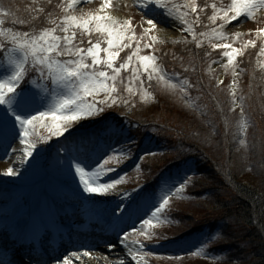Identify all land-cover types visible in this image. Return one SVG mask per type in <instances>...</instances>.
Returning <instances> with one entry per match:
<instances>
[{"label": "trees", "instance_id": "16d2710c", "mask_svg": "<svg viewBox=\"0 0 264 264\" xmlns=\"http://www.w3.org/2000/svg\"><path fill=\"white\" fill-rule=\"evenodd\" d=\"M70 2L0 0V7L10 13L6 17L0 15L4 20L0 28L34 30L38 34L43 28L60 24L65 15L64 7ZM197 4L203 7L205 0H197ZM39 8L44 12L37 13ZM33 16L37 19L33 20ZM14 20H28L29 24L13 23ZM194 23L197 43L176 44L172 51L163 48L160 52V58L174 72V75L169 72L171 82L180 86L184 80L188 81V85L183 86L190 90L189 99L181 96L179 87L172 90L155 78L149 82L146 73L140 74L144 84L139 83L128 93L131 72H122L124 83H118V93L114 94L117 102H109L104 112L86 120L85 124L105 117L119 123L122 119L131 121L130 143L121 150L130 149L131 154L126 159L118 156L111 159L117 166L135 159L143 141L156 134V148L152 152L155 155L147 154L133 172L125 175L120 184L124 188H135L170 167L194 162L186 187L168 205L166 214L170 226L162 227L149 243L182 241L205 231L209 237L207 255L183 260L160 257L154 264H264V58L257 45L246 44L240 48L242 54L237 56L236 66L244 72L239 76L237 87L238 108L232 102V71L227 70V81L223 85L218 84V73H206L223 58L222 52L214 51L211 42L199 35L206 32L207 27L201 12ZM57 34L63 35L59 30ZM96 36L93 33V42ZM84 40L81 46L87 47L88 37ZM0 43L7 44V41L0 37ZM102 47H106L103 42ZM6 61V55L0 53V62ZM36 76L30 70L21 87H26ZM143 92L149 93V97ZM133 122L140 128H133ZM82 126L85 125L71 130Z\"/></svg>", "mask_w": 264, "mask_h": 264}, {"label": "snow or ice", "instance_id": "6c2138e0", "mask_svg": "<svg viewBox=\"0 0 264 264\" xmlns=\"http://www.w3.org/2000/svg\"><path fill=\"white\" fill-rule=\"evenodd\" d=\"M76 3L77 0H71L64 7L65 15L60 24L52 21L51 23L56 24L55 27L43 28L38 34L34 30L30 32L0 28V37L7 41V44L0 43V53L6 55L11 68L5 78L0 79V144L6 146L5 156H7V148L9 147L12 148L13 152L19 151L21 155L17 157V161L20 164L26 163L27 158H33L34 153L37 157L40 155L36 151L38 144L48 143L53 137H64L67 140L68 137L65 136V133L70 134L69 125L72 122L96 117L104 112V106H108L109 102L115 104L117 100L113 94L118 93V83H124L121 72L128 70L133 65L134 58L140 67L132 69L131 78L126 88L128 93L133 92L131 85L134 80H139L141 85L144 84L139 76L141 67L143 72L147 74L149 82L155 78L158 82H163L167 88L176 90L179 87L180 91H184L182 86L166 79L163 70L156 65L157 57L154 54L139 55L141 51L140 42L135 36L131 21L118 24L113 17L102 14L89 15L87 18L84 16L77 17L70 13ZM109 5L110 0H105L104 7ZM149 5L164 9L170 17L173 13H177L185 26L182 30L191 33L193 39L196 38V32L186 17L195 14L196 21H198L199 13L208 7L207 4L203 7L198 5L197 0H187L182 5L185 11H180L179 7L170 5L166 0H142L138 6L147 9ZM211 8L212 14L208 19L213 25H217V21L220 23L217 27H213L211 32H201L199 35L210 42L212 40L219 41L218 43H211V48L223 50L226 63H223L222 67L227 71L229 66H233L232 74L235 77L237 75L235 71L237 56L242 53L227 42L229 37L223 29L226 24L233 21L243 23L244 21L240 20L241 17L245 20L252 19L259 9H264V0H231L228 5L218 6L213 3ZM36 11L43 13L44 9L39 8ZM9 14L3 7H0V15L6 17ZM32 19H37V16H33ZM13 23L27 25L29 21L14 20ZM146 23L150 27L144 30V35L156 28L153 18H148ZM3 24L4 20L0 19V25ZM236 26L238 25H233V27ZM58 30L63 35H58ZM93 33L97 34L95 42L92 39ZM236 35L239 36L240 34L236 33ZM262 35H264V29L257 33V36ZM85 36L88 37V46L82 47L81 45L85 43ZM152 40L154 41L155 37H152ZM102 42L106 44V47H102ZM133 42L136 43V47L132 53L127 56L126 61L117 65L116 61L120 52L125 48H133ZM200 43L202 41L198 43V47ZM248 44L255 47V42L252 40H249ZM151 46V44L145 45L149 48ZM260 51L264 55V47ZM62 57L64 59H61ZM30 70L38 76V82L33 81L37 86L35 88L21 87L22 81ZM220 83L223 81L220 80ZM182 85H188V81L184 80ZM234 88L235 80H233ZM101 94H104L105 98L97 100ZM144 95L148 96L149 93L145 92ZM232 95V102L235 105L237 103L235 91ZM90 97L91 99H89ZM49 98H51V104L46 107L45 102ZM37 126L45 128L47 135H38ZM13 143H16L17 146L12 147ZM65 147L66 145H61L62 149ZM84 148L87 151L86 145ZM59 151L58 149V161L60 160ZM111 152L114 155L102 158V163L98 167L89 170H86V166L79 162L78 156L69 153L65 158L68 160L70 168L73 167L72 162L76 161L73 174L78 177V183L82 185L84 192L90 195L103 196L123 182L122 176L111 181L102 180V177L115 171L113 168H105L110 159H116L117 156L119 159H126L131 154V150L111 149ZM149 155H155V153H149ZM28 166L31 168L32 164ZM18 174L13 167L7 168L3 173L5 176ZM189 179L190 177L186 175L178 186H175L174 183L173 185L166 183L162 186L160 198L148 209L146 213L148 218H143V224L151 227L153 220H158L159 214L169 205L173 195V187L175 186L176 192H180L186 187ZM118 195L125 199L128 196L125 193H118ZM124 214H128L127 210ZM133 227H135V222ZM138 231L144 239L151 240L154 238L153 233L146 232L143 228ZM121 232L123 233L121 243L128 249L132 260L140 264L137 257L142 259L143 256L148 255L142 251L145 244L140 239H136L132 241V244L138 247L133 248L128 243V237L131 233L124 230ZM119 235L121 233H118ZM107 247L112 248L114 245L109 244ZM91 255V248L83 252L76 250L71 253V257L75 258L76 261L90 258ZM62 264H73V260L64 258ZM119 264H124L123 260Z\"/></svg>", "mask_w": 264, "mask_h": 264}, {"label": "rangeland", "instance_id": "374dc122", "mask_svg": "<svg viewBox=\"0 0 264 264\" xmlns=\"http://www.w3.org/2000/svg\"><path fill=\"white\" fill-rule=\"evenodd\" d=\"M105 0H78L76 5L73 6V9H71L72 15H76L77 17L84 16L87 18L89 15H109L115 19L118 24L126 23L127 21H131L132 27L136 28L139 37L140 42V53L139 55H150V48L145 47L146 44L153 45V41L151 40L152 37H155V40L159 41H180L183 43L185 39L188 36L187 31H183L182 28L185 27L180 20L177 13H173V15L170 17L167 15L166 11L164 9L159 8L158 6L149 5V8L142 9L141 7H134L133 4H135V0H110V5L108 7H104ZM125 3V5H124ZM171 5H175L171 4ZM148 18H153L154 22L156 23V28L150 31L147 35H144V30L146 28H149L150 26L147 25L146 21ZM240 20L244 21L243 23H240L239 21H233L230 24H226L223 31L228 35L229 39L227 42L231 43L234 48H237L240 50V48L247 44V41L253 40L255 37V34L258 32L257 26H262L264 28V9H259L255 16L252 19L245 20L243 17L240 18ZM238 25L236 27H233V25ZM236 33H239L240 35L237 36ZM154 40V42H155ZM217 41V40H214ZM219 41H217L218 43ZM219 52H222V58L224 59L223 63H226V58L223 57V51L218 49ZM222 60V59H221ZM136 61L133 62L135 65ZM136 67V66H135ZM233 68V66H229L228 70ZM142 68V67H141ZM236 69V67H235ZM11 71V68L8 63H5L4 66H0V79H4L6 74H8ZM209 69L206 70V73H208ZM206 75V74H205ZM140 76V72H139ZM183 77V76H180ZM207 77V75H206ZM184 78V77H183ZM141 80V77H140ZM219 80H221V77H219ZM129 81V80H128ZM139 80H134L132 82L133 90L136 89L137 85H139ZM239 81L235 82V87H238ZM37 85L35 83H32V87L35 88ZM183 88H185L183 85H180ZM233 86V82H232ZM143 87V86H142ZM186 90V89H184ZM142 93V92H141ZM144 94V92H143ZM102 95V94H101ZM150 95V94H149ZM148 95V97H149ZM143 98H145L143 96ZM51 104V98H49L45 102V106H49ZM45 107V110H46ZM108 132L107 129L99 128L95 132H91L89 135H86L85 137L81 138L82 141H88L95 140L99 137L101 134V138H104V134ZM113 132V130H112ZM113 140H116L115 132L112 136H109V138H113ZM99 139V140H100ZM69 141V140H68ZM121 142V138H119V141ZM69 144V142H59L58 147L55 146L54 149L51 151L52 155H58V149L59 154L61 151V145ZM16 143H13L12 147H16ZM114 146V145H113ZM113 146H110L106 152L110 148H113ZM116 146V145H115ZM71 150V149H70ZM37 151V150H36ZM21 153L19 151L13 152L12 148H7V156L1 157L0 159V209L4 208L3 206L7 204L8 210L5 211V213H10L13 209H15L20 203L16 200V196H14V199H10V195L5 192V189H1L2 187L8 188L10 187H16V184H22L26 178V176L29 173V164L34 165L35 158L37 157L36 154H33V158H27V162L24 164H20L17 161V157H19ZM76 155V153H75ZM41 156V155H39ZM38 156V157H39ZM78 156V155H77ZM76 161H73V167H69V162L63 163L62 161H55L54 165L56 167L61 166L59 171H57V174L61 175L63 178L71 179L72 181L74 179H78L77 176H74V165ZM83 166H85L82 162H80ZM102 163V161L97 162L93 165H90V167H86V170L93 169L94 167H98L99 164ZM39 164V163H38ZM13 167L18 175L15 176H5L3 173L7 170V168ZM43 168V167H42ZM106 168V167H105ZM127 172L130 173L133 171L134 166L130 167ZM62 169V170H61ZM56 170V169H55ZM124 171L121 174H125ZM54 181L55 185L59 187V189L62 191V193H57L55 191H51V196H48L46 193L45 188V182H41L37 185L29 187V191L27 192V195L25 198L22 199L24 205H27L31 202V204L34 203V200H36L37 197H42L43 201L45 202L47 207H50L51 209L48 210L45 215H43V220L47 221L50 220L48 217L51 216L52 213H58L57 210H61V213L63 215V212L66 214H72L75 216V218H79V211L81 209L89 210L93 215L100 216L102 214L105 215V222H106V229L100 230V232L94 230L95 232L93 234H99L101 239L92 238V242H96L99 239L98 249L94 251L95 256L99 257L98 264H119L121 260H123L124 264H137V261L132 260L131 255L128 252V249L124 247V244L121 243L123 233L121 230H124L125 232H130L131 234L128 237V243L131 247L137 248V245H133L132 241L141 238V235L139 233V229L143 228L144 231H146L148 228H146L145 224H143V218L146 217V213L148 212V209L152 207L154 203H157L159 198L155 201L146 204H143V206L138 211L137 217L131 216L130 213H133V209L128 214L121 217V218H114V216L121 212V207L125 202V198H122L121 196H118V190L119 189H112L110 190L105 196L108 198L109 196H116L112 200H108V202L104 201L102 199V196H95L90 195L89 193H86L82 189V185H79L78 190L82 191L85 197H91L90 200H83L81 197H79V193L77 191L76 187H65L63 184L59 183L57 180ZM8 182V183H6ZM173 185V183L176 185L178 182H175L173 179H167L163 185L165 184ZM174 188V187H173ZM2 190V192H1ZM12 193L13 189H12ZM75 194V198L70 199V195ZM9 195V197H8ZM98 197L99 199H94ZM58 208V209H57ZM3 212V210L1 209ZM150 216V214H149ZM8 215H0V224H2V220L4 218H7ZM70 217H62L61 222L57 224H65L69 225ZM72 219V218H71ZM135 222V227H133V223ZM150 228V227H149ZM118 233H121V235L118 236ZM110 234V235H109ZM114 245L112 248H108L107 245ZM203 246V238L201 236H198L192 240H189L187 242H183L180 244H174V246L168 248V252L171 255H177V256H183V255H190L194 253H198ZM146 248V246H145ZM145 248L142 250L144 251ZM105 257H107V260H105ZM64 259V258H63ZM61 259L57 264H62ZM84 261V258L82 259ZM137 260L140 261V264H144L143 257H137ZM76 264V262H74ZM86 264H92L88 261H86Z\"/></svg>", "mask_w": 264, "mask_h": 264}, {"label": "bare ground", "instance_id": "6f19581e", "mask_svg": "<svg viewBox=\"0 0 264 264\" xmlns=\"http://www.w3.org/2000/svg\"><path fill=\"white\" fill-rule=\"evenodd\" d=\"M45 211H47V208H46V205L43 204L42 205V213H41V215H43L45 213ZM0 215H1V212H0ZM37 218H38V216H36L35 219H37ZM59 218H61V217H59ZM35 219H33V220H35ZM59 221L60 220H57V221H55V223H57ZM51 223H52V220H47V222L46 221H42V222L33 224L32 227L24 228L19 233L18 236L19 237H22L23 235L29 236L32 233H35L36 231H38V226L37 225H40L41 228H44V227H46V228H53V227H55V225L54 224H51ZM71 223H73L74 225L71 226V229H69V228L66 227V232L67 233H73L74 235H84L86 231L96 230V231L99 232L100 230L106 229V226L103 225V217L95 216L89 210H86V209H81L80 214H79V218L71 220ZM74 226H76V227H74ZM9 230L10 229H8L7 232ZM23 231H28V232H30V234H23L22 233ZM57 241H59V240H57ZM93 247H95V246H93ZM95 249L96 248H94V250ZM94 255H97V254H94ZM93 257L94 256L92 254L91 257L89 258L90 263H92V264H98V263H95L93 261V259H94Z\"/></svg>", "mask_w": 264, "mask_h": 264}]
</instances>
